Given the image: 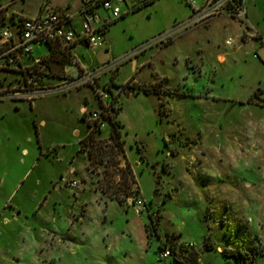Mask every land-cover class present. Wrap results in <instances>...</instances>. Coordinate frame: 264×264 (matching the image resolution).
<instances>
[{
	"label": "rangeland",
	"instance_id": "1",
	"mask_svg": "<svg viewBox=\"0 0 264 264\" xmlns=\"http://www.w3.org/2000/svg\"><path fill=\"white\" fill-rule=\"evenodd\" d=\"M41 1H15L13 9L21 8L31 18ZM49 1L60 8L76 4ZM245 6L249 25L243 31L227 19L185 26L190 11L183 0H153L135 9L122 3L121 17L102 35L103 45L94 52L74 50L80 62L92 65L86 71L107 61L118 63L95 84L114 86L119 110L113 117L122 125L124 150H116L106 129L96 136L95 157L80 150L84 154L75 158L69 153L72 146L63 148L57 159L45 156L50 142L75 141L73 129L80 136L86 132L77 106L83 97L94 104L89 87L39 98L35 108L25 102H0V131L8 132L0 136L1 253H18L22 264H44L41 260L51 254L48 245L56 233L58 243L65 245L53 249L55 264H178L172 256L158 260L157 246L171 236L178 244L191 245L200 264H236L237 251L243 264H264V115L233 102L264 88V62L250 53L257 44L248 41L238 47L256 35L264 39V0ZM166 32L170 36L158 43L157 37ZM228 38L232 45L225 46ZM142 46L139 54L150 57V64L145 63L136 78L149 95H125L133 82L115 85L114 78L117 70V84L132 76L129 62L139 54L128 57ZM33 49V56L48 51L45 46ZM50 68L49 83L70 78L71 67L67 73L62 64ZM181 94L187 97L166 99ZM257 96L253 103H259ZM40 121L45 125L39 126ZM134 143L142 146L141 153ZM138 154L148 166L143 163L137 175L131 163L143 162ZM86 164L89 181H80ZM70 166L73 175L68 174ZM119 176L125 179L116 190L117 202L108 195V186L114 187ZM126 194L144 198L157 210L159 240H146V212L135 214L124 201ZM206 240L211 249L204 247Z\"/></svg>",
	"mask_w": 264,
	"mask_h": 264
},
{
	"label": "built area",
	"instance_id": "2",
	"mask_svg": "<svg viewBox=\"0 0 264 264\" xmlns=\"http://www.w3.org/2000/svg\"><path fill=\"white\" fill-rule=\"evenodd\" d=\"M15 1L23 0H13ZM73 8L69 5L56 7L49 0H42L34 17L27 18L18 14H8L7 5H0V102L27 104L47 96L64 95L71 90L89 87L93 94L96 107L94 109L82 107L80 120L86 127V135L80 141V150L89 152L90 158L95 157L99 149L97 135L108 129L110 118L116 111V93L111 86L95 84L101 74L108 73L111 68L118 65L116 61H107L90 71L79 67L74 54L75 47L95 51L104 40L102 35L111 23L121 17V4L135 9L153 0H75ZM189 7V16L184 22L185 26H199L207 24L210 20L227 16L239 24L244 30L248 28L245 14V0H183ZM10 3V4H11ZM168 32L157 37V42L167 39ZM254 37V36H253ZM232 40L227 39L225 45H231ZM45 46L47 53L42 56H33V47ZM145 46V45H144ZM144 46L134 51L128 58H133L143 51ZM52 62H64L71 67L69 79H58L56 83L49 76ZM64 67V66H63ZM66 71L65 73H67ZM70 72V71H69ZM110 139L109 136H107ZM112 142V140L110 139ZM112 145L114 143L112 142ZM116 150L117 147L115 146ZM93 161V159H91ZM90 161V162H91ZM121 180V181H120ZM115 186L123 187L121 176L114 182ZM74 187L75 183L70 182ZM112 191L113 186H108ZM108 195L111 196L110 192ZM119 192L117 199L119 198ZM124 201L136 213L146 210L145 200L138 195H128ZM187 248L192 246L185 244ZM165 249L158 258L160 260L169 256Z\"/></svg>",
	"mask_w": 264,
	"mask_h": 264
},
{
	"label": "crops",
	"instance_id": "3",
	"mask_svg": "<svg viewBox=\"0 0 264 264\" xmlns=\"http://www.w3.org/2000/svg\"><path fill=\"white\" fill-rule=\"evenodd\" d=\"M251 2H252V0H245V5L250 4ZM8 3H9L8 1L2 2V0H0V5H7ZM10 3H9V5L6 8V11H7L8 14H18V15H21L23 17L29 18L28 16H25L26 14H25V12H24L23 9H21V8H19L18 10L13 9V6L14 5H13V3H11V4ZM38 5H39V3H38ZM67 5H68V3H67ZM56 7H58V6H56ZM36 13H37V11L33 14V17L36 15ZM245 14H246V19H247V22H248V25H249V21H248V17H247V7L246 6H245ZM215 19H227V20L233 21V22L237 23L241 27V29L244 31L243 25L239 24L238 22L234 21L233 19H231V18H229L227 16H221V17H218V18H215ZM242 34L240 35V37L242 36ZM240 37L238 38L239 40H240ZM228 39H230V38H228ZM251 39H253V38H249L246 41H241V44H239L238 47L239 48L242 47V45L246 44L248 41H254L257 44V47L251 48V52L250 53L252 54V57L254 59H256L257 61L264 62V59H260L258 57V55H257V52L258 51H261L262 50L264 52V39L261 38L260 35H256L255 40H251ZM225 41H224V45H225ZM231 45H232V43H231ZM225 46H230V45H225ZM76 48H80V47H75V49ZM81 49H83V48H81ZM84 50L86 51V49H84ZM80 55L82 56L83 54H80ZM80 55H79V57H81ZM75 57L77 59V64L79 65V67L88 70V69H90V66H92L91 64H86L85 65L82 62H80L79 61V58L77 57V55H75ZM149 58L150 57H145V53H144V54H139L136 58L132 59L129 62L130 66H131V70H132V76L126 78L125 80H123V82L121 84H117V82H116V77H117V73H118V70H117L116 76H115L114 81H113L114 84L121 86V85H125L126 83H129V82L132 81L133 82V85L131 87L133 89V92L132 93H134L135 95H137L138 93H140L141 91H138V87L141 86V84H143V83L142 82H139L137 80L136 74L144 67L145 63H147V62L149 63L150 62L149 61ZM69 68H70L69 66H67V65L65 66L64 65V67L62 68V71H64V72L68 71L69 72ZM212 78H213V75H212ZM161 80H163V79H161ZM160 83H162V81ZM256 92L258 93V96H257V98H256L255 101H258L259 103H257V102L256 103H253L252 102L253 101V98H255V95L257 94ZM207 94L209 95V93H207ZM145 95H149V94H145ZM185 96H186L185 94L184 95L181 94V95L176 96V97L171 95L169 98H166V99L168 100L170 98H181V97L183 98ZM190 96H192V94ZM81 102L82 103L77 106V112H78V115L79 116H80V112H81L82 107H84V106L87 107V108L90 107L91 109H94L96 107V103H95L94 99H93V103H94L93 105H91L89 103L88 99L87 98H84V97H83V99H82ZM233 102L236 103L237 106L245 107V108L248 107L251 110L258 112V114L260 112L262 115H264V88L262 90L257 89L249 98H247L244 101H236V102L233 101ZM13 104H17V103H13ZM27 105H29V104H27ZM29 106L35 108V104L34 103H31ZM116 120L119 122V120H118L117 117H116ZM119 124H120V128H119L120 141H122V148L124 150V141H123L122 136H121V133H120V129L122 128V125H121L120 122H119ZM44 125H45V122L44 121H40L39 122V126H44ZM36 131H38L37 137L39 136L40 140H42L41 135L39 134L38 127H36ZM6 135H8L7 130L0 131V136H6ZM85 135H86V132L83 135L80 136L79 132H77L75 129L71 130L70 136L74 137L75 138V141H68V140L52 141V142H50V144H48V146L46 147V150L44 151L45 156L50 154L53 159H57L56 157H58L59 153L66 146H72V148L74 149V152H73V149H72V151L69 152V153L73 154V156H75V158H76V155L77 156L79 154H82L83 155L84 153L80 151V141H81V139ZM166 141H167V139H166ZM165 143H167V142H165ZM135 148L137 149L138 153H141L142 146H139V145L135 144ZM22 153L25 154V155L27 154V152H26L25 149L22 150ZM167 154H168V156H171V154H169L168 151H167ZM138 155H139V158L140 157L142 158V156L140 154H138ZM40 156H42V154ZM143 163H145V166H148L147 162L144 161V159H143V162L140 160V164L131 163L133 165L134 169L135 170H138L137 175L140 174L139 172H142V168L141 167H142ZM74 171H75V168H73L72 166H70L68 168V174L69 175H73ZM58 175H59L58 180H60V178H61L60 175L61 174H58ZM137 175H136V178H137ZM82 179H86L87 181H89V176H88V171H87V164L85 165V172H84V174H82L80 176V181ZM53 181L55 182L57 180L54 179ZM54 182H52V183H54ZM84 186H86V184L85 185L82 184L81 188L83 189ZM137 186H138V184H137ZM59 187H60V184L58 183V185L56 187H54V189L58 190ZM84 207H85V205L81 207V208H83L82 211H81L82 213L79 214V216L77 218V220H79V221H80V219L83 218V216L85 214ZM104 207H106V203L104 204ZM153 211H154L153 210V207L150 206V205H148L147 206V211L145 210L144 212H146V214H149V213H151ZM135 214H136V212H135ZM59 244H61L62 246L65 245V244H63V242L58 243V235L56 233H53L51 235V238H50V245H48V249H50L51 254H49V256L45 260H41L42 262H44V264H55V261L57 259V256L54 257L53 249H58ZM19 256L20 255L18 253L13 252V251H5V253H1L0 252V264H22L23 261L19 258ZM29 261L30 260L26 261L24 264H35V262L37 264V261H35V260L33 261L34 263H31V262L29 263Z\"/></svg>",
	"mask_w": 264,
	"mask_h": 264
},
{
	"label": "trees",
	"instance_id": "4",
	"mask_svg": "<svg viewBox=\"0 0 264 264\" xmlns=\"http://www.w3.org/2000/svg\"><path fill=\"white\" fill-rule=\"evenodd\" d=\"M151 2L145 3L143 5H148ZM138 8V7H137ZM54 64H62L63 66L65 65L64 62H52L51 65ZM50 65V66H51ZM124 86V85H123ZM114 87V86H111ZM138 91L143 92L144 94H148L149 90L145 89L144 87H138ZM152 94L156 95L159 94L158 91L154 90L153 92L151 91ZM119 110L116 109V111ZM119 128L120 124L119 122L114 118H110L109 121V126L108 129H110L109 137L114 143V145L117 147L118 151H121L122 149V141H120V134H119ZM81 144V143H80ZM125 178H122V180ZM119 188L118 186H114L110 194H112V199H116L117 202H120V200L117 199V194L118 192L116 191ZM147 211V208H146ZM148 218V222L145 225V235H146V240L149 242L152 238L159 240L160 239V234H159V220H160V215L157 212V210H154L153 212L146 214ZM204 247L206 249H211L212 245L208 243V240L204 242ZM157 253L158 255L167 249L169 251V256L173 257V260L178 263V264H200L199 263V257L198 254L191 248H187L185 245L178 244L171 236H167L163 242H160L159 246H157ZM224 255L228 256L229 254L227 252H221ZM233 253V252H230ZM234 254V253H233ZM235 257H236V264H243V262L240 260L242 254L237 251L235 252ZM158 260H160L158 258ZM224 264H231L229 261L225 262Z\"/></svg>",
	"mask_w": 264,
	"mask_h": 264
},
{
	"label": "water",
	"instance_id": "5",
	"mask_svg": "<svg viewBox=\"0 0 264 264\" xmlns=\"http://www.w3.org/2000/svg\"><path fill=\"white\" fill-rule=\"evenodd\" d=\"M257 55L260 59H264V52L261 50V51H258L257 52ZM131 85V84H130ZM133 92V89L131 87L129 88H126V92H125V95H128V94H132Z\"/></svg>",
	"mask_w": 264,
	"mask_h": 264
}]
</instances>
